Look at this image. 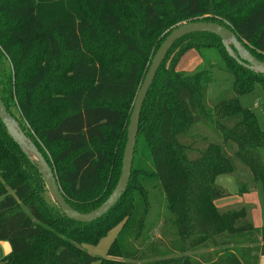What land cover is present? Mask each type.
<instances>
[{
  "label": "trees",
  "instance_id": "16d2710c",
  "mask_svg": "<svg viewBox=\"0 0 264 264\" xmlns=\"http://www.w3.org/2000/svg\"><path fill=\"white\" fill-rule=\"evenodd\" d=\"M188 21L223 24L264 61V0H0L2 99L76 210H94L115 189L134 102L152 58L169 32ZM191 50L202 66L180 69ZM213 68L233 74L234 81L209 99ZM258 85L264 105V74L231 57L218 35L197 32L176 41L142 107L127 190L89 223L61 211L0 118V240L12 248L0 264H260L264 225L254 224L253 205L218 207L231 230L190 248L161 169L164 162L169 172L188 169L213 202L233 194L216 182L221 174L234 178L238 195L257 185L264 191V130L239 101ZM116 227L108 257L80 247Z\"/></svg>",
  "mask_w": 264,
  "mask_h": 264
},
{
  "label": "water",
  "instance_id": "95a60500",
  "mask_svg": "<svg viewBox=\"0 0 264 264\" xmlns=\"http://www.w3.org/2000/svg\"><path fill=\"white\" fill-rule=\"evenodd\" d=\"M197 32H210L218 35L231 57L245 67L264 74V61L260 60L247 48L246 44L239 38L236 32L223 24L215 21H188L175 26L154 54L148 72L137 93L130 117L122 171L118 183L111 195L99 207L90 212H80L73 208L66 200L53 167L33 139L23 130L19 121L8 110L0 93V118L6 126L9 135L19 145L22 152L38 168L45 179L50 196L68 218L82 223L93 222L107 214L118 203L127 190L131 179L142 107L148 91L154 82L157 71L176 41L186 35Z\"/></svg>",
  "mask_w": 264,
  "mask_h": 264
},
{
  "label": "rangeland",
  "instance_id": "374dc122",
  "mask_svg": "<svg viewBox=\"0 0 264 264\" xmlns=\"http://www.w3.org/2000/svg\"><path fill=\"white\" fill-rule=\"evenodd\" d=\"M203 59L199 53L195 50L187 52L180 60L178 67L183 70L193 71L197 67H201ZM234 76L233 74L224 71L219 68H213L212 70V81L209 84L207 95L209 99H215L222 90L230 88L233 84ZM239 101L242 106L251 108L258 117L259 125L264 130V105H263V90L260 85H258L254 91L246 94L239 95ZM19 114V111L17 112ZM24 119L25 126L30 130V133H33V127L29 124L27 119L21 116ZM207 134L212 133L210 130L205 129ZM35 135V134H34ZM50 155V151L47 150ZM51 157V155H50ZM164 165L161 167L163 177H164V187L168 195L169 203L172 205V210L175 215L176 221L178 223V228L183 235V237L189 240L190 248L197 246L199 243L207 240L208 237L215 235L222 230H226L227 227L231 230V227L224 224L221 218L218 215V207H227L236 205L237 203H232L227 206H220V199L215 200L214 202L210 200L209 196L205 193L203 185L197 176L191 178V172L186 168H178L174 172H169V169L166 167L167 163L164 162ZM191 180V182H190ZM216 182L223 185L227 189L230 188L234 191L233 194L229 197H224V200L232 202L237 194L236 182L232 176L227 174L218 175ZM190 184L189 196H190V211L187 207V200L185 190L186 187ZM254 200L258 209L261 212L260 218L264 221V191L261 185H257L256 188L252 190ZM191 218V219H190ZM190 219V221H189ZM192 221V233L189 234L191 230L190 222ZM207 222L209 223L206 227ZM161 224V223H160ZM119 228L116 227L108 232L105 236L101 237L96 243H85L80 247L88 252L89 254L96 257H108L109 249L112 242L114 241ZM155 235L158 236L159 230L158 227L155 230ZM197 252V250H193ZM202 251V250H200ZM190 251V253H194ZM4 255L3 251H0V257ZM93 264H100V261L97 260Z\"/></svg>",
  "mask_w": 264,
  "mask_h": 264
},
{
  "label": "crops",
  "instance_id": "0c3cea01",
  "mask_svg": "<svg viewBox=\"0 0 264 264\" xmlns=\"http://www.w3.org/2000/svg\"><path fill=\"white\" fill-rule=\"evenodd\" d=\"M230 191L233 193L234 191L230 188ZM253 191L246 193L244 195H236V198L232 201V202H228V200H224L223 198H221L220 202V206H227V205H231L232 203H239V202H244L247 204H251L253 205V221L254 224L257 227H261L264 225V221L262 220V218H260L261 212H259L260 210L258 209L256 202H255V198L253 196ZM11 245L8 241H3L0 240V251H3V254L0 259L6 257L10 252H11ZM260 264H264V256L261 257L260 260Z\"/></svg>",
  "mask_w": 264,
  "mask_h": 264
}]
</instances>
